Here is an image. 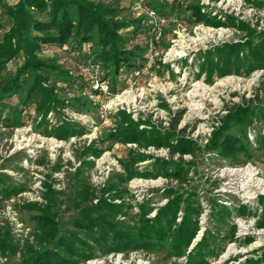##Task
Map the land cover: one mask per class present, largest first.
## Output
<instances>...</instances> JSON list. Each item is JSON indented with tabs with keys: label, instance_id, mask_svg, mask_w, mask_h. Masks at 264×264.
<instances>
[{
	"label": "rangeland",
	"instance_id": "374dc122",
	"mask_svg": "<svg viewBox=\"0 0 264 264\" xmlns=\"http://www.w3.org/2000/svg\"><path fill=\"white\" fill-rule=\"evenodd\" d=\"M16 1L3 0L9 5ZM93 1L117 7V19L130 24L120 31V35L126 42V49L138 47L134 52L135 62L131 67L123 68L120 75L111 80L105 78L102 68L92 66L90 62L85 65L80 59V55L89 54L88 45L76 49L75 41L70 39L62 46L53 44L43 48L39 57L56 62L70 71L73 80L71 85L56 84L61 89L59 97L64 101L81 97L91 103H85L80 113L67 106L60 112L65 116L60 118L78 123L85 128V133L68 141L43 137L39 134L41 128L35 130L40 118L36 119L33 106L22 110L23 127L9 128L4 118L12 120V110L15 107L21 110V105L18 97L5 100L0 117V175L7 177L3 178L6 184L21 185L24 190L6 200L0 198V229L7 230L19 247L26 240L34 244L32 233L35 225L32 217L35 213L23 207L30 203L44 204L41 194L45 184L61 193L59 206L55 210L59 228L62 232L72 229L71 222L76 210L71 201L81 183H86L92 188L94 196L100 197L107 181H111L116 174L124 175L121 162L128 160L130 149L136 155L146 157L145 161L134 166L139 171L148 168L156 158L179 161L178 154L171 157L165 148H141L110 140L109 133L121 122L120 112L129 114L135 121L150 123L140 129L148 131L154 128L161 133L170 129L173 121L180 116L174 127L177 137L191 140L200 149L192 156L182 157L184 162L190 161L194 165L186 184L163 177L155 180L134 178L123 184L121 187L128 192L124 201L131 209L126 216L117 219L127 221L135 217L137 205L144 202L155 208L148 216L153 218L156 209L166 204L164 190L168 188L181 193L192 192L204 211L199 218L200 230L188 253L201 240L205 230H212L210 199L230 208L245 205L252 211L258 209L259 214L261 207L258 198H264V147L256 150L254 147L258 146V135H264V124L254 119L247 127L251 158L246 163L239 161L241 159H222L206 151L204 146L233 106L246 105L249 101L251 108L264 110V71H255L248 77H214L211 84L205 81L204 75L196 78L202 62L200 54L225 43L240 41L244 34L232 27L193 24L190 15L191 7L198 5L207 15L210 13L221 20L231 17L235 23L242 22L261 32L264 31V9L252 6L248 0H159L164 1L165 6H157L158 0ZM153 6H157V9L153 10ZM4 23L5 18L0 12V24ZM21 62V59L12 60L6 67L13 72ZM55 78V74H50V83L57 81ZM47 119L51 123L58 121L55 114L48 115ZM231 132L238 136L236 130ZM177 137L172 139L174 143ZM89 146L102 150V154L98 158L83 156L84 148ZM84 161L91 164L83 165ZM57 166L59 170L56 171ZM115 203L119 204L120 201L116 200ZM256 220L252 217H233L230 225L237 227L235 240L231 242L224 238L227 227L222 229L218 239L219 255L210 258L209 264H246L247 260L259 257L260 249L264 247V228L256 229ZM246 238H251L252 242L247 244ZM21 261L20 253L8 256L0 254V264H21ZM185 263V258H169L164 252H132L99 256L82 264Z\"/></svg>",
	"mask_w": 264,
	"mask_h": 264
},
{
	"label": "trees",
	"instance_id": "16d2710c",
	"mask_svg": "<svg viewBox=\"0 0 264 264\" xmlns=\"http://www.w3.org/2000/svg\"><path fill=\"white\" fill-rule=\"evenodd\" d=\"M248 2L258 9H264V0ZM159 4L165 6L164 1H159L157 6ZM157 6H153V10ZM191 10L190 22L193 24L215 28L232 27L244 34L240 41L225 43L200 54L202 62L196 78L204 75L205 81L211 84L214 77H248L255 71H264V31L257 32L242 22L235 23L231 17H226L227 20L217 19L210 13H204L198 5L191 7ZM0 12L5 18V23L0 24V117L5 100L18 97L21 105V110L16 109L17 107L11 109L14 117L12 120L5 117V125L9 128L23 127L25 123L21 120L22 110L33 106L36 119L40 118L35 130L39 131L41 128L39 134L43 137L58 141L81 137L85 128L67 121L60 112L67 106L80 113L85 103H91L81 97L70 101L62 100L59 97L61 89L56 84L60 82L71 85L73 80L69 75L70 71L56 62L41 59L39 54L47 45L62 46L73 39L76 49L89 46V54L80 55L85 65L90 62V65L102 68L105 78L112 80L120 75L123 68L131 67L135 62L133 57L136 56L134 52L138 47L126 49V42L120 35V31L130 24L117 19V7L93 0H17L13 5L0 0ZM16 59H21V64L13 72L8 71L6 65ZM50 74H55L57 81L50 83ZM262 89L264 91V86ZM248 103L249 101L246 105H235L229 109L221 125L211 133L204 146L206 151L226 160L241 159L239 161L242 163L250 160V143L246 130L254 119L264 124V110L258 107L253 109ZM50 114H55L58 119L56 123L47 119ZM120 116V124L108 135L110 140L122 145L135 144L141 148H165L171 157L178 154L179 161L156 158L148 168L139 171L134 166L145 161L146 157L136 155L130 149L128 160L121 162L124 175L116 174L111 181H107L100 197L94 196L92 188L86 183H81L77 195L71 201L76 210L71 222L72 229H65L63 232L59 228L55 212L61 193L45 184L41 194L44 204L30 203L23 207L35 213L32 217L35 225L32 233L34 244L26 240L19 247L7 230L0 229L1 255L20 253L21 264H82L110 254L164 252L169 258H185V264H209L210 258H217L219 255L218 239L222 229L227 227L224 238L231 242L235 240L237 227L230 225L233 217L256 218V229L264 228L263 197L258 198L261 207L259 214L258 209L252 211L245 205L230 208L210 199V217L214 224L212 230H205L201 240L186 253L200 230L199 218L204 209L194 193H181L174 188L164 190L167 202L156 209L153 218L148 216L155 208L144 202L137 205L138 213L135 217L127 221L117 219L126 216L131 209L124 201L128 192L121 187L123 184L134 178L155 180L160 177L186 184L194 165L190 161L184 162L182 157L192 156L200 149L191 140L177 137L174 127L180 116L163 133L154 128L148 131L140 129L150 123L135 121L125 112H120ZM231 130H236L238 136ZM174 137H177L175 143L172 141ZM256 144L258 146L254 147L255 150L264 147V135H258ZM102 152L89 146L84 148L82 155L98 158ZM82 164L91 163L84 161ZM55 170H59V166ZM4 176L0 175L1 199L6 200L24 190L21 185L6 184L3 178L7 177ZM116 200L120 203H115ZM245 242L249 244L252 240L246 238ZM260 251L259 257L247 260L246 264H264V247Z\"/></svg>",
	"mask_w": 264,
	"mask_h": 264
}]
</instances>
